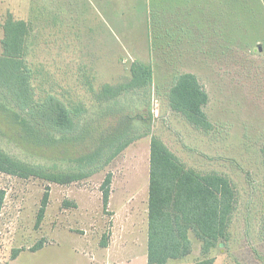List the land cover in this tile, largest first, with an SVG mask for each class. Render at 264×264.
<instances>
[{"label":"rangeland","instance_id":"374dc122","mask_svg":"<svg viewBox=\"0 0 264 264\" xmlns=\"http://www.w3.org/2000/svg\"><path fill=\"white\" fill-rule=\"evenodd\" d=\"M8 14L29 27L26 61L38 98L81 103L98 134L140 113L151 134L68 185L0 174V264H146L152 135L187 167L225 175L237 191L227 240L202 254L190 235V255L169 264H264V0H0V25ZM133 62L152 70L147 95L119 98L108 110L109 103L93 104L91 90L125 82ZM181 73L194 74L206 91L211 132L169 108L166 94ZM134 125L136 134L146 130ZM19 136L0 119V145L10 154L31 162L62 158L59 149L43 151Z\"/></svg>","mask_w":264,"mask_h":264},{"label":"trees","instance_id":"16d2710c","mask_svg":"<svg viewBox=\"0 0 264 264\" xmlns=\"http://www.w3.org/2000/svg\"><path fill=\"white\" fill-rule=\"evenodd\" d=\"M0 29V119L8 129L15 128L24 142L43 151H62L60 161L53 156H43L42 162H31L10 154L0 145V174L68 185L102 170L128 145L151 134L150 122L140 113L123 116L118 126L98 134L92 127L96 121L88 116V108L81 103L68 105L53 94L38 98L26 61L28 25L8 14ZM151 80V68L133 62L130 77L125 82L103 84L91 90V101L97 106L109 103L105 108L108 110L119 98L127 99L130 95L144 98ZM166 100L172 112L194 129L204 133L213 130L204 112L208 95L194 74L176 75ZM101 112L100 115L104 113ZM134 121L143 123L146 130L136 134L138 128ZM261 153L264 158V146ZM110 184L111 175L107 174L100 189L103 208L108 204ZM4 198L5 191L0 189V214ZM237 201V191L227 176L187 167L160 138L152 135L146 264L183 260L192 251L190 235L200 241L202 254H208L218 243L227 240ZM47 204L48 192L45 191L36 216L37 224L42 221ZM40 248L41 242L31 251Z\"/></svg>","mask_w":264,"mask_h":264},{"label":"crops","instance_id":"0c3cea01","mask_svg":"<svg viewBox=\"0 0 264 264\" xmlns=\"http://www.w3.org/2000/svg\"><path fill=\"white\" fill-rule=\"evenodd\" d=\"M146 241H147V239H146ZM108 247V246H107ZM109 250V249H108ZM108 252V251H107Z\"/></svg>","mask_w":264,"mask_h":264}]
</instances>
